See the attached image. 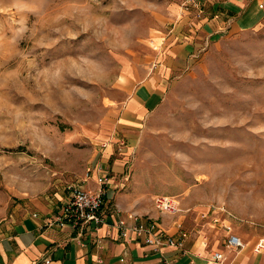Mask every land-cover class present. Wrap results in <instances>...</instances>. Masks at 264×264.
Returning <instances> with one entry per match:
<instances>
[{
    "label": "rangeland",
    "instance_id": "374dc122",
    "mask_svg": "<svg viewBox=\"0 0 264 264\" xmlns=\"http://www.w3.org/2000/svg\"><path fill=\"white\" fill-rule=\"evenodd\" d=\"M260 6L257 27L210 42L171 74L128 138L115 129L119 109L182 28L181 1L0 0V228L59 205L110 146L121 190L146 198L141 207L172 195L182 211L207 208L263 236Z\"/></svg>",
    "mask_w": 264,
    "mask_h": 264
},
{
    "label": "crops",
    "instance_id": "0c3cea01",
    "mask_svg": "<svg viewBox=\"0 0 264 264\" xmlns=\"http://www.w3.org/2000/svg\"><path fill=\"white\" fill-rule=\"evenodd\" d=\"M260 1L205 0L199 13L187 11L182 28L160 42L164 47L160 62L122 102L115 129L121 135L132 137L146 113L154 110L162 99L167 78L182 69L189 57L219 38L257 27L263 17ZM91 163L93 166L80 186L93 190L96 177L106 174L103 196L106 223L85 229L47 225L46 221L66 200V193L59 205L26 211L0 228V264H44L45 258L46 264H264V253L251 252L253 241L264 234L244 233L233 225L232 230L243 245L238 250L225 248L222 224L226 220L212 223L207 208H186L169 215L157 212L154 206L141 207L139 204L146 198L121 190V181L127 176L122 175V167L110 146L93 156ZM128 213L136 214V220L125 218ZM203 213L206 215L201 218ZM118 218H124L126 225L154 224L166 234H174L179 225L187 232L184 248L163 245L154 249L142 242V236L137 237L132 232L123 240L117 239V229L112 224ZM211 250H220L224 260L211 261L208 256Z\"/></svg>",
    "mask_w": 264,
    "mask_h": 264
},
{
    "label": "built area",
    "instance_id": "2783aa9c",
    "mask_svg": "<svg viewBox=\"0 0 264 264\" xmlns=\"http://www.w3.org/2000/svg\"><path fill=\"white\" fill-rule=\"evenodd\" d=\"M182 6L186 10H193L200 12L205 0H180ZM106 174L101 173L95 179L96 187L93 190H87L78 184L68 185L67 198L56 209L52 218L46 221L47 225L56 224L59 227L69 225L78 229H85L90 225L99 226L106 223V217L103 210V196L105 192ZM153 206L160 213L175 215L182 210L179 207L178 200L175 196L170 195H156L152 198ZM210 214V221L212 223L221 222L225 218L219 219L208 209ZM206 213L201 214L204 218ZM34 216V215H33ZM135 214L128 213L125 218L136 220ZM226 223L222 224V229L225 232V240L223 246L238 250L242 247L243 243L240 238L233 232L231 224L227 219ZM117 229L116 238L123 240L127 237L129 232L135 236H142V242L145 245L152 246L158 249L163 245L173 246L177 249L183 250V242L187 237V232L177 226L174 234H166L158 229L154 224L142 225H126L124 218H118L112 224ZM251 252L255 254L264 253V237L256 238L251 244ZM209 259L215 263H221L224 256L220 250L209 251ZM47 263V259L43 260Z\"/></svg>",
    "mask_w": 264,
    "mask_h": 264
}]
</instances>
